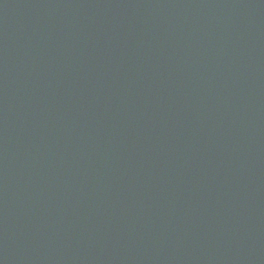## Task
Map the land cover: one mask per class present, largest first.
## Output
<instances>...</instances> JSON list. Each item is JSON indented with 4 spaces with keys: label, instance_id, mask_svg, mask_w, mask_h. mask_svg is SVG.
Here are the masks:
<instances>
[{
    "label": "water",
    "instance_id": "water-1",
    "mask_svg": "<svg viewBox=\"0 0 264 264\" xmlns=\"http://www.w3.org/2000/svg\"><path fill=\"white\" fill-rule=\"evenodd\" d=\"M196 1L0 0V264H264V0Z\"/></svg>",
    "mask_w": 264,
    "mask_h": 264
}]
</instances>
